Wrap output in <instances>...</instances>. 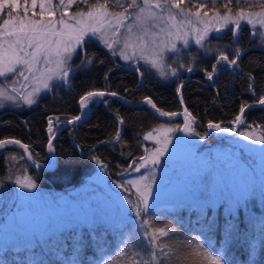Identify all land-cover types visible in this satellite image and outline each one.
Masks as SVG:
<instances>
[{
	"label": "trees",
	"instance_id": "trees-1",
	"mask_svg": "<svg viewBox=\"0 0 264 264\" xmlns=\"http://www.w3.org/2000/svg\"><path fill=\"white\" fill-rule=\"evenodd\" d=\"M183 6L194 10L191 6ZM81 8L87 10L83 5ZM218 8L223 14V7L219 5ZM231 27L229 25L217 35L210 33L206 38L209 44L206 50L200 51L192 45L197 38L189 40L190 57L182 64L177 61L176 75L170 74L168 79L162 75L153 76L149 71L144 73L137 64L124 63L97 36L88 39L84 48L92 63L82 64L85 57L79 50L68 81L41 97L35 107L0 108V139L16 138L27 144L31 159L37 165L52 166V157L56 158L51 169L41 171L30 166L20 145L0 148V192L3 187L13 188L10 181L19 174L32 175L39 187L75 188L95 172L97 161L108 178L120 180L119 176H125L130 165L138 162L149 146L144 138L146 132L160 123H182L179 116L159 119L147 103L133 104L145 97H151L164 112L187 108L186 115L189 120L195 117L192 127L200 136L208 131L209 122L232 129L231 122L240 108L264 95V45L257 41L247 24L241 23L235 37ZM236 48L242 49L238 66H229L223 61L216 63L220 52L227 53L231 59ZM214 64L216 73L209 80L207 72L212 71ZM189 67L192 71L187 70ZM249 74L254 78L252 92L248 91ZM181 83L184 86L178 94L176 89ZM94 90L116 92L128 104L111 95L93 98L87 103L90 106L87 118L61 130L52 141L54 151H50L52 157L49 156V137L63 122L82 112L81 96ZM49 117L53 118L52 133L48 132ZM244 117L252 123V128L258 127L264 135V105L247 107ZM243 128L248 127L240 129ZM117 132L119 139L115 138ZM228 135L215 131L208 139L222 142ZM124 187L130 190L128 184ZM254 207L251 212L250 207L244 209L242 206L225 210L222 204L214 208L162 205L150 208L142 216L130 210L132 217L113 230L105 226L69 228L49 235L42 242L32 241L24 247L1 250L0 264H133L134 261L152 264L149 255L152 249L142 234L145 219L150 220L151 228L175 230L169 237L161 238L176 250L169 264H175L177 256L187 253L186 246L198 239L214 254L221 255L226 264H264V211ZM253 213L259 214L254 216ZM121 251L126 255L120 256Z\"/></svg>",
	"mask_w": 264,
	"mask_h": 264
},
{
	"label": "rangeland",
	"instance_id": "rangeland-1",
	"mask_svg": "<svg viewBox=\"0 0 264 264\" xmlns=\"http://www.w3.org/2000/svg\"><path fill=\"white\" fill-rule=\"evenodd\" d=\"M201 2L207 3L208 0H201ZM185 5L191 6L194 9L193 12L196 11L191 0H186ZM219 5L221 6L218 0L216 9ZM240 6L245 8V12H261L256 3H252L250 6L243 4ZM229 7L232 9L237 7L235 0ZM218 9L221 11L220 8ZM75 11H77L76 5L69 7L68 15ZM200 11L201 17L209 23V34L217 35L219 32L211 30L220 27L218 18L214 16L215 11H211L209 7ZM37 12H39V7H37ZM204 12H208V17H203ZM233 12L235 13V11ZM58 16L59 13H57V18ZM192 19L194 26H189L183 34V39H187L188 42L195 40L198 36L194 28H203L202 24H195L194 17ZM245 24L250 27L257 41L264 45V35L261 34L264 33V28L259 25L254 27L252 24ZM223 30L224 28L221 31ZM120 31L124 33L125 30L121 29ZM97 37L103 44H105L104 39L121 38L112 36L111 30H108L104 39ZM183 39L175 41L177 51L166 50L163 53V59L160 61L162 67L159 68L153 67L151 63H146L145 59H141L139 49L136 50L134 56L131 49L126 50V54L132 56L129 60H124L120 55L117 56L124 63L141 66L144 73L149 71L153 76L161 75V71L166 72L168 75L162 77L168 79L176 62L182 64V61L190 57L188 51L190 43L185 46ZM203 43L204 47L196 44L195 41L192 42V45L195 44L200 51L206 50L209 44L206 43V39ZM114 50L118 53L120 46H114ZM78 51L79 49L69 61L72 69ZM144 56L151 59L157 58L156 54L150 51H145ZM39 67L41 69L52 68L56 71L54 64L45 65L41 62ZM178 67L182 68L181 65ZM33 75L39 76V73L25 72L27 80L11 73L6 77H0V88L6 89L9 94L17 97L16 101H3V107L0 108L17 110L33 108L41 97L47 96L55 87L63 84V81L55 76L51 81H47L43 77L34 80ZM44 83H49L50 87L44 89ZM13 89L16 91L13 92ZM34 89H39V91L34 92ZM28 93L33 94L31 98L35 100V103L32 105H28L23 100V96ZM220 132L228 134V131ZM240 132H244L245 135L241 136ZM149 133L151 135H148ZM249 134L263 135L258 127H248L237 130L232 135L229 134L222 142L206 139L188 143L189 140L181 137L176 125L160 123L144 134L145 140L149 142V146L144 149L142 156L148 161L147 166L141 168L139 172L134 171L133 168L140 164L139 160L127 170L125 176H119L121 181L117 179L113 181L112 178H108L99 161L96 162L97 167L94 173L87 176L79 186L68 190L47 189L42 186H37L34 190L21 188L16 183L17 180L24 181L25 178H30L35 181V178L32 175L19 174L14 178V181H10L13 183V188L3 187L0 192V251L24 247L32 241L42 242L49 235L69 228L105 226L107 229L113 230L121 222L132 217L129 213L130 210L136 214L133 206L128 204V200L135 202L138 195L137 187L143 191V185L150 183L153 178L155 183L151 184L152 196L149 198V209L178 204L214 208L216 205L222 204L225 210H235L242 206L244 209L250 207L248 209L253 212L251 207L255 206L259 211H264V152L261 151L264 145L248 140ZM189 135L200 136L195 132ZM167 140H170L171 143H166ZM158 149L166 150L158 156L157 162L153 164L151 158ZM141 175H147L149 180L142 181L136 186L128 183L137 180ZM122 179L124 180L122 181ZM126 184L130 186V190L127 192L125 191L126 187H120V185L125 186ZM20 192H25V194L20 197L17 195ZM256 214L259 213H253L254 216Z\"/></svg>",
	"mask_w": 264,
	"mask_h": 264
},
{
	"label": "snow or ice",
	"instance_id": "snow-or-ice-1",
	"mask_svg": "<svg viewBox=\"0 0 264 264\" xmlns=\"http://www.w3.org/2000/svg\"><path fill=\"white\" fill-rule=\"evenodd\" d=\"M186 0H0V77H6L10 73L20 77L25 76V72L39 73V76L33 75L34 80L41 77L47 81H51L54 76L60 80L67 82L70 73L73 71L69 61L72 56L81 51L85 59L83 63H92V58L87 54L84 45L88 39L93 36H99L104 39L108 30H111L112 36L121 37L120 39H104L105 45L109 49H113V55H120L124 60H129L132 56L126 54V50L131 49L132 55H135L139 49L141 59H145L146 63H151L153 67H162L160 61L163 59V53L166 50L177 51L176 40L183 39V34L189 26L202 24L203 28H194L198 33L196 44L204 47V41L208 37L210 28L206 19L201 17V9L211 6L216 9L218 0H208L207 3L201 0H191V3L196 8L193 12L191 8L182 7ZM234 0H219V3L224 9L223 14L216 9L214 16L218 18L220 27L211 29L212 31L220 32L223 28L232 25L231 31L233 36H237L241 28V22L252 24L254 27L259 25L264 28V0H235L236 11L229 7ZM256 3L259 5L261 12L253 13L245 12V8L240 5H251ZM76 5L77 11L68 15L69 7ZM80 5L86 7L87 10L81 8ZM39 7V12H37ZM131 10V11H130ZM29 13H31L29 15ZM57 13L59 16L57 18ZM45 17H48L47 19ZM180 17V19H178ZM203 17H208V12H204ZM259 17V18H255ZM71 21V22H70ZM131 21L130 23H126ZM59 25V27H57ZM124 29V33H121ZM264 35V33H261ZM174 38V39H173ZM188 40L183 39V44L188 45ZM114 46H120V51L117 53ZM145 51H150L156 54V59H151L144 56ZM242 49L234 50L233 58H229L225 52H220L216 63L221 61L229 66H238V61L241 57ZM43 62L45 65L56 66V71L52 68L41 69L39 65ZM183 67V65H181ZM138 70V69H137ZM188 71H192L189 67ZM216 73V65L212 66V71L207 72L209 80L213 79ZM141 76L143 73H139ZM162 76H167L168 73L161 71ZM171 75H176V70L173 69ZM253 77L249 74L248 91H254ZM183 83L177 86V93H181ZM44 89L50 87L49 83H44ZM13 92L16 89L12 90ZM39 89H34L38 92ZM32 93L23 96V100L28 105L35 103L32 99ZM107 95L118 96L116 92H105L100 90L88 91L80 98V104L87 106L93 98L105 97ZM17 97L11 95L6 89L0 88V107H3V101H16ZM183 101V96H180ZM145 102L150 104L153 109L165 117H175L179 115L177 112H163L157 108L151 97H145ZM107 103V101H105ZM256 103L264 105V95H261ZM253 105H245L240 108V113L236 116L233 123L239 124L242 122V116L246 107L250 108ZM187 112V108L184 109ZM191 116V113H188ZM59 119L58 117L56 118ZM81 119L80 115L74 116L67 123L72 124ZM195 122V117L189 120L187 117L182 126L176 125V129L182 130L185 133L193 134L194 129L192 124ZM209 128H215L218 131H232L231 128H222L219 123L209 122ZM53 131V118H48V132ZM244 136V132L239 133ZM119 132L116 134V139H119ZM148 135H151L149 133ZM198 135V133H196ZM50 136L48 140L49 151H54ZM200 139H204L203 136ZM248 140H253L261 145H264V135L254 136L249 134ZM166 143H171L167 140ZM188 143H192L189 141ZM20 145L27 150L28 145L23 144L21 140L16 138L0 139V148H5L7 145ZM251 147V146H248ZM166 149H158L155 155L151 158V162L155 164L158 156ZM264 152V148L261 149ZM31 158V152H28ZM98 159V158H96ZM148 161L144 157L140 158L138 167L133 170L139 172L141 168L147 166ZM39 166V165H37ZM132 167V165H130ZM149 180L147 175H141L137 180L129 181L132 186H136L142 181ZM17 184L21 188L34 190L37 188L35 181L30 178H25L24 181L17 180ZM155 183L154 178L151 182L144 184V190L141 191L137 187V200L134 202L128 200V204L132 205L137 216H142L149 211V198L152 196L151 184ZM124 187V185H120ZM125 191L129 189L125 188ZM25 192L17 193L22 197ZM143 236L147 238V243L151 247L149 253L152 264H169L173 259L172 253L176 250L163 241L162 237H169L174 229L171 228H151L150 220H143ZM151 229V230H149ZM198 239V238H197ZM187 253L184 256H177L175 264H226L221 255L214 254L209 248L204 247V242L198 239V242L187 245ZM168 248L169 251H165ZM120 256L126 255L124 251L119 253ZM139 255V253H134ZM109 264V262H106ZM133 264H136L134 261ZM144 264H148L147 261Z\"/></svg>",
	"mask_w": 264,
	"mask_h": 264
},
{
	"label": "water",
	"instance_id": "water-1",
	"mask_svg": "<svg viewBox=\"0 0 264 264\" xmlns=\"http://www.w3.org/2000/svg\"><path fill=\"white\" fill-rule=\"evenodd\" d=\"M106 92V91H105ZM85 95V94H84ZM83 95V96H84ZM114 97H116L118 100H120V101H122V102H124V103H127L128 104V102L127 101H125V100H123L120 96H114ZM142 102H144V103H146L145 102V98L144 99H141V100H138L137 102H135V103H133V104H139V103H142ZM79 105L81 106V108H82V112L79 114L80 116H81V119L79 120V121H75V122H81V121H83V120H85L86 118H87V116H88V114H89V112H90V106L87 104V106L85 107V106H82L81 104H80V100H79ZM147 105H148V107H149V109L159 118V119H166V118H174V117H165V116H161L157 111H156V109H153L152 107H151V105L150 104H148L147 103ZM251 105H258V103H256V102H254L253 104H251ZM247 108V107H246ZM164 112V111H163ZM177 113H179V115H177V116H179L181 119H182V123H181V125L180 126H182L183 125V123H184V120H185V118L187 117V115H186V112L184 111V109L182 110V111H176ZM177 116H175V117H177ZM188 118V117H187ZM72 119V118H71ZM71 119H68V120H66L65 122H63L57 129H56V131L53 133V135H52V137H56L57 136V134L61 131V130H63L64 128H66L68 125H70L69 123H67V121H69V120H71ZM231 124H232V131H228L227 133L228 134H230V135H232V134H234L235 132H237V130H239L241 127H252L253 125H252V123H249V122H247V119L244 117V118H242V122L241 123H239V124H235V123H233V121L231 122ZM215 131H218L217 129H215V128H209L208 129V131L206 132V134H204L203 135V137H204V139H200V137L201 136H199V137H195V136H192V135H189L188 133H185V132H183L182 130H179V133H180V135H181V137L183 138V139H185V140H189V141H193V142H198V141H203V140H206V139H208L209 138V136L213 133V132H215ZM53 141V140H52ZM47 145H48V143H47ZM48 148V147H47ZM23 151H24V154H25V157H26V160L28 161V163L30 164V166L32 167V168H34V169H36V170H46V169H51L54 165H55V163H56V158L55 157H52V160H53V165L52 166H42V165H39V166H37V164H35L33 161H32V159L31 158H29V156H28V149L27 150H25V149H23ZM48 154H49V156H52L51 155V152L49 151V149H48Z\"/></svg>",
	"mask_w": 264,
	"mask_h": 264
},
{
	"label": "flooded vegetation",
	"instance_id": "flooded-vegetation-1",
	"mask_svg": "<svg viewBox=\"0 0 264 264\" xmlns=\"http://www.w3.org/2000/svg\"><path fill=\"white\" fill-rule=\"evenodd\" d=\"M222 128H224V127H222ZM220 132V131H219Z\"/></svg>",
	"mask_w": 264,
	"mask_h": 264
}]
</instances>
